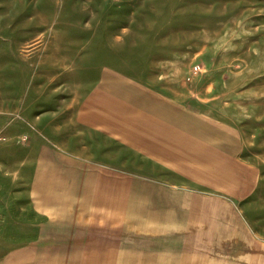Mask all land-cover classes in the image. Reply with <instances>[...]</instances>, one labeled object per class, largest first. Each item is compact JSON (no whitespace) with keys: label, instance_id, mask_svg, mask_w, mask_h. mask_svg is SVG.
I'll return each instance as SVG.
<instances>
[{"label":"rangeland","instance_id":"obj_1","mask_svg":"<svg viewBox=\"0 0 264 264\" xmlns=\"http://www.w3.org/2000/svg\"><path fill=\"white\" fill-rule=\"evenodd\" d=\"M105 73L201 109L225 133L196 135L231 154L178 136L175 165L150 177L173 179L178 240L219 233L264 262V0H0V264L41 183L28 135L71 134ZM203 197L221 216L199 217Z\"/></svg>","mask_w":264,"mask_h":264},{"label":"crops","instance_id":"obj_2","mask_svg":"<svg viewBox=\"0 0 264 264\" xmlns=\"http://www.w3.org/2000/svg\"><path fill=\"white\" fill-rule=\"evenodd\" d=\"M91 94L102 99L78 109L71 134L61 126L45 133L42 124L41 134L28 135L26 157L41 183L5 264H255L250 243L225 247L219 233L178 240L177 190L170 177L158 180L161 167L175 165L178 136L231 154L196 135L224 132L201 109L171 102L132 77L105 73ZM198 201L199 217L213 218L208 213L219 201Z\"/></svg>","mask_w":264,"mask_h":264},{"label":"built area","instance_id":"obj_3","mask_svg":"<svg viewBox=\"0 0 264 264\" xmlns=\"http://www.w3.org/2000/svg\"><path fill=\"white\" fill-rule=\"evenodd\" d=\"M2 139V137L0 136V140Z\"/></svg>","mask_w":264,"mask_h":264}]
</instances>
